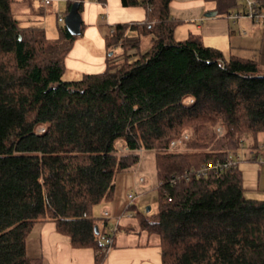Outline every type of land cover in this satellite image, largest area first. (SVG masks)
<instances>
[{"label":"trees","instance_id":"obj_1","mask_svg":"<svg viewBox=\"0 0 264 264\" xmlns=\"http://www.w3.org/2000/svg\"><path fill=\"white\" fill-rule=\"evenodd\" d=\"M14 1L0 0V264H43L26 240L44 221L102 264L107 222L93 207L112 199L115 177L142 150L154 154L157 210L134 216L156 237L159 264H264V199L245 196L238 165L184 178L264 134V54L225 56L192 33L174 39L171 0H120L142 5L145 18L105 31L107 50L128 40L139 48L140 34L151 35L148 48L116 66L107 54L103 71L62 80L75 35L62 25L50 40L21 25ZM218 3L228 12L237 0Z\"/></svg>","mask_w":264,"mask_h":264},{"label":"rangeland","instance_id":"obj_2","mask_svg":"<svg viewBox=\"0 0 264 264\" xmlns=\"http://www.w3.org/2000/svg\"><path fill=\"white\" fill-rule=\"evenodd\" d=\"M69 1L74 0H51V4L44 8L41 0H15L12 4V12L21 25L42 27L46 37L53 40L58 36V28L64 25L63 21L59 22L57 20V15L61 14L64 17ZM77 1L81 2V9H79V11L82 17V30L80 34L75 35L73 46L64 59V69L61 75L62 80H76L84 73H97L103 71L106 67L105 60L107 54L111 55V60H109L110 65L116 66L125 58L133 60L150 45V34L139 35V48H136L135 45L131 46L129 40L126 39L128 40L126 43L127 45L122 46L121 43L118 42L113 46L112 50H107L103 39V33L116 23L130 24L132 22L138 23L144 20L145 9L142 5L122 6L120 0H105V2L101 0V2H97L96 0ZM242 3L243 1L237 0V5L231 6L229 11L241 12L243 8ZM215 8L217 9V16L212 17L213 19L215 18V21L223 18V16L226 17V12H224L225 6L219 4L218 0H171V14H173L177 20L173 32L174 39L182 40L186 38L189 33L201 35V41L204 45L220 49L225 56H228V54H230L228 51V34L204 33L195 28V24L200 22L199 19L198 21L190 20L194 19L191 17L204 18V12L207 13L208 9ZM105 14L106 16H104ZM231 21L232 20L229 19V23L233 30L237 33L238 37H242L243 40V46L236 48V50H239L236 52L237 55L248 58L261 57L262 54H264V27L252 26L250 20L246 17H241L235 22ZM219 22L221 21L219 20L218 23ZM243 30H245L246 34H241ZM124 33L131 40H134L136 36V31L130 30V28H127ZM230 34H232V32H230L229 35ZM213 35L217 37L214 38ZM249 142V138L245 139L243 145L238 148V154H241L242 156V161H240L238 165L242 171L243 168L247 167V164L253 162L248 161V159L245 158V152H243ZM261 144L264 145V137H260V145ZM144 154H146L147 158L142 162L141 169L126 170L118 173L115 177L113 197L108 201L112 202L114 207L111 210L109 209V215L106 216L107 227L105 228L106 233H109V228L112 226L115 227L113 232L110 231V235L112 236L115 245H122L121 243L126 244L129 241H133V239L137 240V238L143 242L144 239L148 237V232L140 228L134 214L135 212H140L149 217L157 210L158 188L153 151L145 150ZM258 163L256 162L255 164L258 165ZM128 175H130V178L137 177V183L140 176L144 178L143 182L138 183L136 188L138 196L131 203L132 206L129 205L130 203L127 194L133 189V184L127 187L124 183V178ZM256 179L257 174L255 170L245 173L243 185L245 188L244 194L246 197L264 199V197L261 198L262 194L253 189L256 185ZM108 202H102V204H108ZM147 207H149V209H146ZM97 209H99L96 214V217L98 218L103 216L104 211H108V208L102 209L99 206V203L95 205V211H97ZM92 213L94 214L93 210ZM103 221L104 219H100L98 222L100 226L103 225ZM102 241L104 242L103 238ZM111 247L112 244L110 248ZM50 251L51 249L45 247L44 252L41 253L38 241L32 242L29 239L27 253L31 255V253L38 252V257L42 256L41 258L45 264H48L50 259L53 258V256H51L53 248L52 251ZM139 251L140 250H137L136 254H140L141 252ZM155 251L158 252V248H154V252ZM86 252H90V250L86 249ZM158 253L160 255V252ZM130 254L134 255L132 250L127 251L124 258H127L128 260L131 258ZM67 255L68 254L62 256L61 261H65ZM153 255L154 257L150 258V261L152 260L154 264H159L158 255H155V253ZM81 256L84 257V255ZM82 261L83 260L80 262ZM153 263L150 262V264ZM102 264H108L107 255Z\"/></svg>","mask_w":264,"mask_h":264},{"label":"crops","instance_id":"obj_3","mask_svg":"<svg viewBox=\"0 0 264 264\" xmlns=\"http://www.w3.org/2000/svg\"><path fill=\"white\" fill-rule=\"evenodd\" d=\"M100 0H97V2ZM104 1L105 0H101ZM100 1V2H101ZM202 10V8H201ZM229 11V10H228ZM208 12H215L214 15H210V16H206L205 12L203 13L204 18H200V17H191L194 19H190V20H196L198 21V19L200 20L199 23L195 24V28L197 30H201L204 33L207 34H217V33H221V34H228V38H229V53L231 52H235L233 54H237L236 52L239 50H236V48H240L241 46H243L242 43V37H238L237 33L233 30L232 26L229 23V18L224 17L221 19H217L216 21L212 18V17H216L217 16V9H208ZM226 12V11H224ZM145 13V12H144ZM170 14H171V9H170ZM226 14V13H225ZM224 15V14H223ZM171 16L173 18L174 15L171 14ZM176 19V18H175ZM221 21L218 23V21ZM232 22V21H231ZM117 24V23H116ZM200 31V32H201ZM232 32V34L229 35V33ZM203 34V33H202ZM241 34H246L242 33ZM201 37V35H199ZM213 37H217L214 36ZM202 38V37H201ZM240 38V39H238ZM244 39V38H243ZM260 137H264V134L259 135L256 141H250L247 144V147L244 149L243 152H245V158L248 159V161H253L249 164H247V167L243 168V171L240 169V166L238 165L239 169L242 172V179H243V185H244V175L247 172L250 171H256L257 174V179H256V185L253 188L254 190H256L257 192H259L261 195V198L264 197V145H260ZM249 144L252 145V147L249 146ZM254 145V146H253ZM145 150H142L140 152V159L139 162L137 164V166H133L132 168H130L131 170H134L138 168L141 169L142 166V162L145 160V158H147L146 154H144ZM260 156L262 158L261 161L258 160H253L250 158V156ZM153 159H154V154H153ZM259 162L258 165L254 163ZM253 163V164H252ZM129 169V170H130ZM137 177H133L130 178V175H128L125 179V186H130L131 184H133V186L135 184H137L136 181ZM138 186V185H137ZM244 187V186H243ZM251 189V188H249ZM245 190V188H244ZM108 202V201H107ZM99 206L102 209H107L108 208V212L109 209H113L114 204H112V202H108L107 203H100ZM99 209H97V211H95V206L93 208V212H94V216L96 217V214L98 213ZM113 211V210H112ZM35 231V232H34ZM35 233V234H34ZM29 239L30 241H38V244H40V250L41 253L44 252V248L46 247L47 249H51L53 248V251L51 252V256H53L52 259H50V262H48V264H78L81 260H83L82 262H80L79 264H93V251L90 248H73L70 243L69 240L66 236L60 234L59 232L56 231L55 226L52 222L50 221H44V222H39L36 223L33 228L31 229L30 233L27 236V240H26V250L28 248V243H29ZM122 245H115L114 241L112 243V247L110 248L109 251H107V258H108V264H150V262L153 263V261H150V258L154 257V253L155 255H158V260H159V248L157 246V239L155 236L153 235H149L148 237H146L144 239V241H140L133 239V241H129L128 243H121ZM115 248H114V247ZM154 248H158V252L155 251L154 252ZM82 249V250H81ZM86 249H89L90 252H86ZM153 249V250H151ZM132 250L133 254H130L131 258H129L127 260V258H124L127 253V251ZM140 250L139 252H141L140 254H136V251ZM79 251H83V252H79ZM138 252V253H139ZM28 254V253H27ZM67 255V257H65V261H61V257L64 255ZM29 255V254H28ZM81 255H84L81 256ZM31 257H38V252L37 253H31V255H29ZM42 257V256H41ZM40 257V258H41ZM81 258V260H80ZM42 263L45 264L43 262V259L41 258ZM159 262V261H158ZM154 264V263H153Z\"/></svg>","mask_w":264,"mask_h":264},{"label":"built area","instance_id":"obj_4","mask_svg":"<svg viewBox=\"0 0 264 264\" xmlns=\"http://www.w3.org/2000/svg\"><path fill=\"white\" fill-rule=\"evenodd\" d=\"M97 1V0H96ZM243 1L242 3V11H228L226 12L227 18L232 20L233 22L237 21L241 17H246L250 20L252 26H262L264 27V0H240ZM41 3L43 7L45 8L47 5L51 4V0H41ZM106 16V14L104 15ZM57 20L59 22L63 21V16L61 14L57 15ZM245 33V30L242 31ZM216 132L220 134L222 132V126L218 125L215 128ZM183 138L187 139L188 134H183ZM179 143H181V139H173L170 142V148H175ZM243 145V144H242ZM241 145V146H242ZM237 151L230 150L227 152L226 156L222 160H215L214 162H206L201 164L198 167H191L186 170L184 178L189 179L192 176H205L208 173H217V172H222L225 170H228L230 168L236 167L240 161H242V156L241 154H238ZM251 159L253 160H258L261 161L262 158L257 155L250 156ZM144 181V178L142 176L139 177L138 183H141ZM175 180L172 179L171 182H174ZM137 184L133 186V189L131 192L127 194V198L129 199V203L131 204L134 199L138 196V192L136 191ZM170 200V198H168ZM129 204V205H130ZM108 215V211L103 212V217ZM115 230V227H110L109 228V233H106V235L103 237L104 240V246H105V251L107 252L110 249L111 244L113 243V238L110 235V231L113 232Z\"/></svg>","mask_w":264,"mask_h":264},{"label":"water","instance_id":"obj_5","mask_svg":"<svg viewBox=\"0 0 264 264\" xmlns=\"http://www.w3.org/2000/svg\"><path fill=\"white\" fill-rule=\"evenodd\" d=\"M215 12H208L205 15H214ZM63 23L66 30L71 35H78L81 33L82 17L79 11V1L74 0L69 6L68 11L63 17ZM146 209H149L147 207ZM95 232L97 233V226H94Z\"/></svg>","mask_w":264,"mask_h":264}]
</instances>
